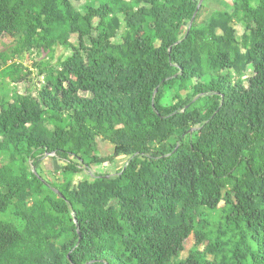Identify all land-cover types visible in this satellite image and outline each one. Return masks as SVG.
Masks as SVG:
<instances>
[{"label":"trees","instance_id":"16d2710c","mask_svg":"<svg viewBox=\"0 0 264 264\" xmlns=\"http://www.w3.org/2000/svg\"><path fill=\"white\" fill-rule=\"evenodd\" d=\"M73 1L0 0L1 81L32 75L16 56L72 48L34 63L36 96L0 94V264H264V0L199 23L203 0L189 29L199 0Z\"/></svg>","mask_w":264,"mask_h":264},{"label":"rangeland","instance_id":"374dc122","mask_svg":"<svg viewBox=\"0 0 264 264\" xmlns=\"http://www.w3.org/2000/svg\"><path fill=\"white\" fill-rule=\"evenodd\" d=\"M92 0H75L73 1L75 7L79 10H82L83 6ZM233 0H206V7H204L202 14L199 18V23H204L210 14L215 9H222V8H230L227 3L231 4ZM97 23V20H95ZM237 26V34L240 36L244 28L243 26L236 24ZM124 34V27H122L118 31V41L121 39V36ZM87 44H90L89 37H85ZM71 41L73 44L77 45L79 43V39L76 33L71 35ZM15 41L12 36L9 34L0 36V50L10 52L12 45H14ZM72 52V48H66L61 45H55L52 50L50 51H41V52H33V53H24L20 57H14L16 61L22 62L25 66L30 67L32 69V75L25 81L20 83L14 84L10 81H1L0 80V94L4 98H10L12 94L18 90L20 93H26L33 96L37 95V87L40 86L44 82V75H39V69L35 67L34 63L36 61H42L47 64L56 65L70 55ZM2 64V63H1ZM1 68V66H0ZM253 72L252 67L249 66L246 70V79L247 76L251 75ZM98 152L100 151L103 155L113 154V144L109 141H103L101 139L98 140ZM7 159V158H5ZM128 161V156L126 154H120L114 157V160L111 162H105L102 164H91L89 167L84 166L82 170L78 173L74 174L72 177L73 181H78L85 178H90L96 176L97 174H109L114 175L116 172L124 167L126 162ZM64 161L60 158L54 156V154L47 153L44 155L41 166H40V174L44 178H51L54 181H58L61 179L62 172L61 166L63 165ZM30 167L34 170V166L32 161L29 162ZM222 205V203H221ZM194 239L193 235H191L185 242V250L180 253L181 256H185L193 245Z\"/></svg>","mask_w":264,"mask_h":264},{"label":"water","instance_id":"95a60500","mask_svg":"<svg viewBox=\"0 0 264 264\" xmlns=\"http://www.w3.org/2000/svg\"><path fill=\"white\" fill-rule=\"evenodd\" d=\"M202 2H203V0H199V3H198L197 8H196V10H195V12H194V15L192 16V18H191V20H190V23H189L188 29L192 26L193 21H194V19H195V15L197 14V12H198V10H199V8H200Z\"/></svg>","mask_w":264,"mask_h":264}]
</instances>
